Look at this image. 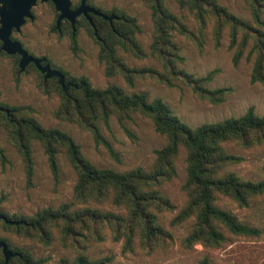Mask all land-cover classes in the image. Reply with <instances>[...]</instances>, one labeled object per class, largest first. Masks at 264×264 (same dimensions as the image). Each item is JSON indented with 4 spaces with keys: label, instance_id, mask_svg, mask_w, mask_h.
<instances>
[{
    "label": "trees",
    "instance_id": "obj_1",
    "mask_svg": "<svg viewBox=\"0 0 264 264\" xmlns=\"http://www.w3.org/2000/svg\"><path fill=\"white\" fill-rule=\"evenodd\" d=\"M174 1L193 16L198 30L196 34L190 32L177 17L167 11L163 6L164 0H144L152 24L148 56L158 68H129L116 55L117 50H121L136 59L147 56L135 39V34L140 32L135 19L118 10H100L105 15L116 17L110 25L101 18L91 17L95 36L83 18L75 20L73 35L69 24L60 22L58 34L66 32L71 49L76 51V31L83 29L98 47L97 60L103 65L106 77L119 75L128 86L132 85L135 78L153 79L169 88L180 82L197 99L218 105L230 93V88L207 87L217 70L195 77L180 68L183 59L171 36L172 32H176L200 47L202 30L207 21H211L213 47L219 46L221 34L226 29L228 49L232 51L231 65L235 67L245 54V59L250 62V84L258 83L264 88L263 0H243L248 8L250 23L230 14L215 0ZM49 66L63 75L64 84H69L65 92L61 91L54 78L43 80L32 66L30 70L39 77V89L43 93H49L48 85L51 83L59 96L56 117L88 131L94 143L103 146L110 157L117 160V154L102 137L97 125L98 122L107 125L110 117H115L126 134L128 132L123 123L130 120L133 114L148 118L154 132L165 138V144L153 151L154 160L146 169L134 167L117 172L96 168L82 156L79 147L69 136L56 129L42 128L30 116L29 107L0 105L6 111L0 112V127L8 143L21 157L27 184L32 175V141L42 146L54 180L57 176L56 155L59 150H64L76 175L68 203L56 208L41 209L32 215L7 216L0 213L14 223L7 225L0 221V227L42 246L50 245L55 233L57 243L71 251L72 259L60 258L54 264H115L109 256L91 259L86 254L88 241H101L103 230L108 231L112 241L121 242V253H130L134 245L144 254L163 251L171 245L172 234L158 223L156 213L171 212L174 207L159 188L175 177V162L182 148L185 156L181 191L185 200L169 221L170 226H177L192 220L181 239L182 248L189 250L194 245L204 250L220 248L226 241L224 232L246 237L259 234L256 228L217 207L215 195L229 199L239 208L247 207L249 200L264 195V179L255 182L243 180L234 172L225 170L241 163L243 158L228 153L222 146L230 143L241 150H247L264 144V115L257 116L253 108L248 107L239 117L190 128L181 123L160 99L148 101L143 93L127 94L114 85L103 89L91 88L85 78H74L51 64ZM0 162H5L1 149ZM106 202L122 212L102 211L90 205ZM0 241L15 254L4 263L0 252V264H48L46 259L35 258L27 250L14 247L5 239L0 238ZM198 264L212 263L209 257L203 256Z\"/></svg>",
    "mask_w": 264,
    "mask_h": 264
},
{
    "label": "rangeland",
    "instance_id": "obj_2",
    "mask_svg": "<svg viewBox=\"0 0 264 264\" xmlns=\"http://www.w3.org/2000/svg\"><path fill=\"white\" fill-rule=\"evenodd\" d=\"M74 5L77 0H70ZM103 10L116 8L128 17L134 18L140 32L135 39L145 58L136 59L121 50L116 55L129 68L155 67L158 65L148 56L151 41L152 24L150 11L144 0H93ZM230 14L251 22L248 8L243 0H215ZM264 2V0H263ZM163 6L193 33L198 26L191 14L180 8L174 0H164ZM32 21H26L18 34H14L25 49L34 57H44L52 66L65 72L68 76L87 80L91 88L103 89L109 85L121 88L125 93H143L148 101L160 99L178 120L190 128L204 123H213L229 117L241 116L248 107L253 108L257 116L264 115V88L250 84V62L242 55L238 64L231 65L232 51L228 49L227 30L224 29L219 46L213 47L211 39L212 22L207 21L202 30V44L198 47L193 41L172 32L179 56L183 59L179 65L186 73L195 77L203 76L211 70L218 72L208 84L209 89L230 88V93L218 105L197 99L191 90L180 82L175 87H166L149 78H135L131 86L125 84L119 75L106 77L103 65L97 60L98 47L94 41L79 28L76 31L77 50L73 51L66 32L59 35L53 24L56 18L52 7L38 4L31 10ZM264 17V16H263ZM40 79L29 70L16 77L14 60L0 53V105L23 106L30 108V116L44 129H56L67 136L79 147L82 156L94 167L124 172L134 167L148 168L154 160L153 151L165 144V138L154 132L148 118L133 114L125 121L127 134L119 127L115 117H110L107 125L98 122L99 132L117 154V160L110 157L101 145H96L91 134L75 123L59 119L55 113L59 106V96L50 83L49 93L40 89ZM228 153L243 158L237 165L225 170L234 172L243 180L259 181L264 179V144L247 150L227 143L222 145ZM0 149L5 162H0V213L32 215L45 209L56 208L68 203L76 175L69 164L64 150L56 155L57 176L54 180L48 167L46 155L37 141L30 144L32 175L29 184L26 182L24 167L19 153L11 146L4 130L0 127ZM184 150L179 149L175 162V177L163 183L159 190L168 197L174 210L156 213L158 223L172 234L171 245L163 251L144 254L134 245L130 253H121V242H114L107 230L102 232L99 242L88 241L86 254L91 259L109 256L115 264H198L201 257H209L212 264H264V195L249 200L245 208L237 207L229 199L216 194L215 205L236 216L242 223L256 228L259 234L254 237L235 236L224 232L226 241L217 249H202L194 245L186 250L180 245L181 239L189 229L192 220L177 226H170L172 216L182 206L185 196L181 191L184 180ZM102 211L121 213V209L109 202L95 205ZM0 238L14 247L27 250L35 258H43L48 264H54L60 258L72 259V253L62 248L56 241L48 246L33 243L15 236L12 232L0 227Z\"/></svg>",
    "mask_w": 264,
    "mask_h": 264
},
{
    "label": "water",
    "instance_id": "obj_3",
    "mask_svg": "<svg viewBox=\"0 0 264 264\" xmlns=\"http://www.w3.org/2000/svg\"><path fill=\"white\" fill-rule=\"evenodd\" d=\"M37 1L39 3L49 2L52 5L53 11L54 13H56L53 29L55 31H58L60 22L66 21L70 26L71 35L74 34L75 19L79 15H82L86 19L87 23L93 30L94 36L95 29L90 17L88 16V13L92 14L93 16L100 17L102 20L107 21L109 24L114 16H106L100 13L98 10L86 8L84 6V0H80L79 6L74 10H70L69 0H0V51L6 55L17 54L19 56V72H22L27 64L32 63L36 70L43 75V80L56 78V82L60 86L61 91L65 92L69 87V84H64V77L60 72L56 70H50L48 64L40 66L39 63L42 62L43 59H34L28 56L20 48V45L17 42L9 41V34L11 30L18 32L20 27L26 20H33V16L31 15L30 11L36 5ZM0 221L7 225L14 224L13 222L6 220V218L2 215H0ZM0 252L3 257L4 263H6L8 259L15 256V254L11 253L7 249L6 245L1 241Z\"/></svg>",
    "mask_w": 264,
    "mask_h": 264
},
{
    "label": "flooded vegetation",
    "instance_id": "obj_4",
    "mask_svg": "<svg viewBox=\"0 0 264 264\" xmlns=\"http://www.w3.org/2000/svg\"><path fill=\"white\" fill-rule=\"evenodd\" d=\"M69 2H70V10H74V9H76L78 6H79V4H80V0H77V2H76V4H72L71 3V1L69 0ZM94 1L93 0H84V6L86 7V8H89V9H94V10H98L100 13H102L100 10H103L102 8H100V7H98V6H96L94 3H93ZM38 4H50L49 2H46V3H39L38 1H37V3H36V5L35 6H37ZM51 5V4H50ZM49 5V6H50ZM34 6V7H35ZM33 7V8H34ZM51 7H52V5H51ZM52 9H53V7H52ZM32 10V9H31ZM111 10H117L116 8H113V9H111ZM30 13H31V15H32V12L30 11ZM103 14V13H102ZM105 15V14H104ZM109 15H112V14H109ZM109 15H106V16H109ZM33 16V15H32ZM88 16L90 17V19H91V17H97V16H93L92 14H90V13H88ZM114 16V15H113ZM78 19L79 18H83L85 21H86V19L82 16V15H79L78 17H77ZM76 18V19H77ZM98 18H100V17H98ZM75 19V20H76ZM116 19V17L114 16V18L112 19V20H115ZM111 20V21H112ZM26 21H28V20H26ZM25 21V22H26ZM103 21H105V20H103ZM25 22H24V24H25ZM66 22V21H65ZM87 22V21H86ZM105 22H107V21H105ZM68 23V22H67ZM108 23V22H107ZM111 23V22H110ZM23 24V25H24ZM22 25V26H23ZM108 25H110L109 23H108ZM21 26V27H22ZM20 27V28H21ZM91 28V27H90ZM92 29V28H91ZM20 32V29H19V31L18 32H16V31H14V30H11V32H10V34H9V41L10 42H17L19 45H20V48L28 55V56H30V57H32V58H34V59H43V61L42 62H40L39 63V65L40 66H43V65H45V64H48L47 62H46V59L44 58V57H34V56H32L26 49H25V47L17 40V39H15L14 38V34H18ZM57 33L59 32V30L58 31H56ZM0 53L1 54H3V55H5V56H7V57H9V58H12L13 60H14V64H15V69H16V77H18V76H20V74H23V73H25V72H28L29 70H30V66H32L35 70H36V68L34 67V65L32 64V63H29V64H27L25 67H24V69H23V71L22 72H19L18 71V60H19V56L17 55V54H13V55H6V54H4L3 52H1L0 51ZM49 65V64H48ZM49 69L50 70H54V69H52V68H50V66H49ZM37 71V70H36ZM38 72V71H37ZM39 73V72H38ZM40 74V73H39ZM41 75V77H42V79H43V75L42 74H40ZM55 80H56V78H54ZM0 112H6L3 108H1L0 107Z\"/></svg>",
    "mask_w": 264,
    "mask_h": 264
}]
</instances>
